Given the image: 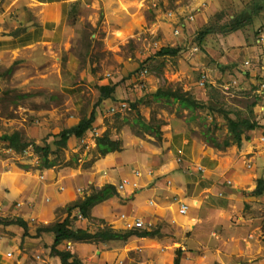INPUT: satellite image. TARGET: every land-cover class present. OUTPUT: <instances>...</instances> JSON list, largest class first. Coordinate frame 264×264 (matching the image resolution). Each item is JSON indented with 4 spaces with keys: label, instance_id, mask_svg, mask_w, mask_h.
<instances>
[{
    "label": "rangeland",
    "instance_id": "obj_1",
    "mask_svg": "<svg viewBox=\"0 0 264 264\" xmlns=\"http://www.w3.org/2000/svg\"><path fill=\"white\" fill-rule=\"evenodd\" d=\"M73 4L53 42L0 61V137L19 132L32 143L17 151L0 141V219L27 224L24 232L0 222V264H58L50 256L52 235L36 236L37 228L62 222L68 206L121 178L132 184L91 207L88 218L72 210L70 227L159 233L126 241H67L58 248L70 250L82 264H175L177 258L179 264H264V193L252 194L264 179V1ZM41 10L27 2L11 7L0 18V34L38 25ZM233 17L240 26L229 31ZM208 29L197 44V33ZM163 47L181 50L158 56ZM202 75L204 86L198 84ZM102 85L114 92L99 101ZM158 89L187 92L205 108L183 109L173 98H156ZM208 106L259 127L245 132L248 139L238 146L224 115ZM92 111L93 128L59 146L60 132ZM105 134L120 142L119 150L100 153L96 139ZM225 140L230 145L222 147ZM197 141L205 153L216 151L210 171L215 183L186 198V178L204 167L198 160L184 161L180 149ZM35 145L48 146V156ZM182 204L187 209L180 213ZM134 219L145 227H127Z\"/></svg>",
    "mask_w": 264,
    "mask_h": 264
},
{
    "label": "trees",
    "instance_id": "obj_2",
    "mask_svg": "<svg viewBox=\"0 0 264 264\" xmlns=\"http://www.w3.org/2000/svg\"><path fill=\"white\" fill-rule=\"evenodd\" d=\"M258 7L255 6L254 11L258 12ZM220 11L218 14H221ZM216 14V15H218ZM240 26L239 19L237 17H233L230 20L229 28L227 30L232 31L235 28ZM210 30L199 31L195 38L197 44H201L204 38L209 34ZM181 47H163L158 52L157 55L161 57L166 56H176L180 53ZM100 97L99 101L103 99L110 98L112 93L114 92V87L110 85H102L99 86ZM154 96L156 98H165L169 100V98H173V101L179 103L180 107L183 109H188L190 111H194L196 109L205 108L204 103L197 101L193 98L189 93H183L172 90H162L158 89ZM132 106H135L132 104ZM212 111L220 112L224 115L227 122V131L230 134V140L232 143L236 145H240L242 140L248 139V137H244V133L247 131L255 130L259 127L258 123L255 121H251L249 118H238L232 119L228 117L227 112L220 107L217 106H208ZM95 121L94 111L91 112L90 116L87 118L81 119L77 124L72 127L63 129L59 136L60 141H58V145L61 147H65L68 140L72 137L76 139H81L87 131H90L93 128V122ZM230 140H225L223 142L222 147H226L230 145ZM0 141L6 142L9 147L17 150L23 151L28 146L32 145L31 142L23 141L22 136L19 132H15L12 135H3L0 137ZM97 148L102 155L108 154L113 151H117L120 148V142L117 140H112L110 137L105 134L96 139ZM221 147V146H220ZM35 149L38 151H43L45 156H48L50 151L49 147L39 148L35 145ZM264 193V179H259L257 181V185L255 190L252 192L255 196H261ZM118 191L116 186L111 183H106L100 188H96L93 193L89 195H85L84 199L81 202L74 203L73 205L68 206L67 211L68 215L62 222H56L52 225L41 226L37 228V235H42L43 232H48L53 237V241L50 245V256L52 258H56L59 260L58 264H82L81 260L77 258L70 250L68 249H60L58 246L64 244L67 241H86V240H123L126 241L131 236L136 235L137 237L147 238L156 236L159 231L155 230H118L113 229L110 226H105L94 233H90L87 230L72 228L70 227L69 215L72 210L78 209L82 217L88 218L90 208L94 205L109 200L113 196H116ZM0 222L5 225L16 224L21 226L24 229V232H27V224L21 219L17 218L14 221H2ZM175 264H179V259L175 260Z\"/></svg>",
    "mask_w": 264,
    "mask_h": 264
},
{
    "label": "crops",
    "instance_id": "obj_3",
    "mask_svg": "<svg viewBox=\"0 0 264 264\" xmlns=\"http://www.w3.org/2000/svg\"><path fill=\"white\" fill-rule=\"evenodd\" d=\"M3 1L0 0V18L2 15L6 14L11 7L19 6L21 2H27L34 7L42 9L43 15L41 16V20L38 21V25H33L22 33L10 35L0 34V61L12 52L22 53V50L26 47L39 45L46 41L53 42V38L60 33L61 20L67 18L69 7H72L74 5L73 3L77 0H8L12 3L9 7H5L6 4H4ZM256 6L259 9V5ZM258 11H260V9ZM35 14H37V12ZM62 43L63 42H61V44ZM175 152L179 153V150H175ZM206 152L207 153H205L198 141L192 144L190 148L180 149V155L181 157L183 156L184 161H188L189 158L192 160L191 163L198 160L197 163L204 167V172H199L200 175L194 174V177L189 176L186 178L188 191L186 198L195 197L204 189L212 187L215 183L214 177H212L210 171L213 165L217 163L216 151H209L206 149Z\"/></svg>",
    "mask_w": 264,
    "mask_h": 264
},
{
    "label": "built area",
    "instance_id": "obj_4",
    "mask_svg": "<svg viewBox=\"0 0 264 264\" xmlns=\"http://www.w3.org/2000/svg\"><path fill=\"white\" fill-rule=\"evenodd\" d=\"M192 19V18H191ZM263 40V39H262ZM207 81V78L202 75L200 81H199V85L204 86L205 82ZM264 87V85H263ZM132 183H130V181L127 178H121L118 182V184L116 185L117 191H125L126 188L128 186H130ZM3 206L0 203V213L2 212ZM187 209L185 204L181 205V209H180V213L185 212ZM125 214H123L122 216H124ZM82 217V215L80 214V212H77V217ZM127 227H132V228H142L145 227V225H143V221H141L140 219H134L132 225L130 223H127ZM12 253H8L7 255L10 256ZM118 264H123L122 261H120ZM132 264V263H129Z\"/></svg>",
    "mask_w": 264,
    "mask_h": 264
},
{
    "label": "clouds",
    "instance_id": "obj_5",
    "mask_svg": "<svg viewBox=\"0 0 264 264\" xmlns=\"http://www.w3.org/2000/svg\"><path fill=\"white\" fill-rule=\"evenodd\" d=\"M262 39H264V37L261 38V41H262ZM205 83H206V82H205ZM204 85H205V84H204ZM199 172H204V169H202V170L200 169ZM116 185H117V184H116ZM116 185H115V186H116ZM116 189H117V188H116ZM118 192H119V191H118Z\"/></svg>",
    "mask_w": 264,
    "mask_h": 264
}]
</instances>
